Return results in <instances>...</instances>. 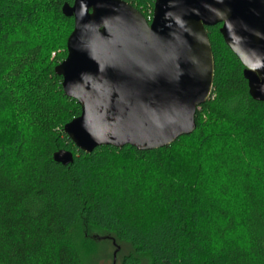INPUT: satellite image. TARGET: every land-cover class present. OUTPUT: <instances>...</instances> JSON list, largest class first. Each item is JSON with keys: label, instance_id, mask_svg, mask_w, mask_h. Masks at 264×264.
Listing matches in <instances>:
<instances>
[{"label": "trees", "instance_id": "trees-1", "mask_svg": "<svg viewBox=\"0 0 264 264\" xmlns=\"http://www.w3.org/2000/svg\"><path fill=\"white\" fill-rule=\"evenodd\" d=\"M72 1L0 0V264H95L83 243L97 233L116 264H264V101L220 24L205 27L212 90L192 133L84 153L63 131L80 107L54 72ZM124 1L151 20L154 0ZM60 149L71 163L53 160Z\"/></svg>", "mask_w": 264, "mask_h": 264}, {"label": "water", "instance_id": "water-1", "mask_svg": "<svg viewBox=\"0 0 264 264\" xmlns=\"http://www.w3.org/2000/svg\"><path fill=\"white\" fill-rule=\"evenodd\" d=\"M61 12L73 28L54 72L80 107L63 131L84 153L157 149L195 130L213 81L205 27L220 24L249 96L264 101V0H154L149 22L124 0H73ZM53 160L66 165L73 155L60 149Z\"/></svg>", "mask_w": 264, "mask_h": 264}, {"label": "rangeland", "instance_id": "rangeland-1", "mask_svg": "<svg viewBox=\"0 0 264 264\" xmlns=\"http://www.w3.org/2000/svg\"><path fill=\"white\" fill-rule=\"evenodd\" d=\"M79 237H81L80 232H79ZM91 241L89 238L85 244L83 243V245L86 247L85 252L87 253V255L92 251V247H93L92 244L96 247V248L94 247L96 253L94 255H92V257H91L93 262L95 264H96V262H97V264H111V262H112L111 257L105 258L103 256V253H106L109 256L111 255V253L113 255V246H112L111 242L108 240L107 236L105 238L103 234L97 233V236H95V239H92ZM88 245H90V246H88ZM117 261H118V258H117Z\"/></svg>", "mask_w": 264, "mask_h": 264}]
</instances>
